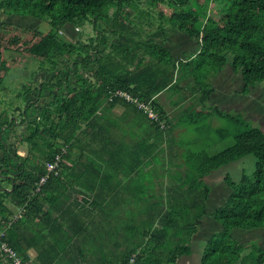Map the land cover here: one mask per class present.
<instances>
[{
	"label": "trees",
	"instance_id": "obj_1",
	"mask_svg": "<svg viewBox=\"0 0 264 264\" xmlns=\"http://www.w3.org/2000/svg\"><path fill=\"white\" fill-rule=\"evenodd\" d=\"M0 11L7 15L0 17V90L9 89L5 79L25 55L40 62L46 74L43 81L32 83L33 77L17 90L25 102L14 109L21 111V120L11 118L7 108L0 111V182L13 171L7 179L14 185L0 190V229L15 214L9 201L24 207L6 236L21 256L29 259L35 247L33 264H129L132 259L133 264H183L180 259L192 254L205 218L213 217L220 227L205 240L199 264H264V246L245 244L235 232L264 229V129L241 110L232 113L211 102L216 75L229 67L242 82L237 93L249 95L264 83V0H0ZM11 16L46 21L50 28L17 24ZM87 23L96 30L88 41L63 33L68 25L78 32ZM176 33L194 40L186 50L190 54L177 58L166 44ZM118 90L153 108L164 127ZM164 93L175 98L172 105L190 102L172 115L161 100ZM118 106L121 113L115 112ZM211 117L232 125L217 129L219 138H234L232 144L211 151L214 142L208 138L183 139L184 132L202 130ZM84 137L97 146H89ZM127 137L136 139L134 153ZM25 143L28 153L23 156L18 150ZM193 143L199 149L192 151ZM64 146L63 156L74 163L66 170L83 166V175L71 178L68 187L62 175L53 173L37 190L46 162ZM164 152L170 157L166 165L173 168L171 184L161 193L144 180V186L137 185L147 190L137 192L146 201L138 211L139 224L129 221V247L110 258L91 256L74 240L82 231L70 224L80 217L78 203L91 194L77 193L76 199L71 189H84L83 182L93 185L84 176L97 171L105 181L116 180L113 197L125 198L124 181L136 182L142 175L150 180L144 166L159 161ZM249 154L257 159L253 174L244 173L238 181L227 175L231 191L210 210L214 185L208 176ZM54 234L63 237L52 239Z\"/></svg>",
	"mask_w": 264,
	"mask_h": 264
},
{
	"label": "rangeland",
	"instance_id": "obj_2",
	"mask_svg": "<svg viewBox=\"0 0 264 264\" xmlns=\"http://www.w3.org/2000/svg\"><path fill=\"white\" fill-rule=\"evenodd\" d=\"M0 17L3 19H6L7 15H5L4 12L0 11ZM10 19L16 22L17 24L21 22V24L23 25L38 26L44 29L48 28L49 26L50 28V24L48 22L46 21L41 22L39 19H35L31 17H27L24 19L19 16H11ZM76 28L77 27H74L73 25H68L65 28V30H63V33H66V35L69 38H73V39L78 38L80 40L88 41V39L90 38L89 36H93L96 32L95 28L93 27L91 23H87L85 26L78 28L77 29L78 32L76 31ZM166 44H171V49L173 50L174 55H176V57L179 58V57H183L184 53L190 54L191 52L188 53L186 51L187 48L196 43L194 42V40L189 39L186 35L181 34V33H176L171 36L170 40H168ZM25 56L28 58L26 60H23V63L21 65L13 67V69L10 71L9 75L5 79V84L7 85L9 89L6 88V89L0 90V99H1L0 100V111H3L4 108H7L10 113L11 118L13 116H17L20 120L22 118L21 111L20 110L15 111L14 109L17 105L24 106L25 102L21 98V96L18 95L17 90H20L23 84H27L28 79H31L34 77L31 80V82L34 83L36 79H37V82L43 81L42 78L46 76V74H44L45 70L43 71L41 69L40 62H38L35 59L30 58L28 55H25ZM226 67H229V65H227ZM226 70L227 71H222L220 74L216 75L214 79L215 86H216V92L213 93V100L211 102L213 101L217 102L221 107H223L224 109H229L228 111H231L232 113H236L237 111L241 110V112L247 118L250 117L249 119L252 122V124L262 127L264 129V111H263L264 109V83L259 84L255 90L252 89V92L249 95H244L242 92L237 93L236 90H238L241 87L242 82L240 83V78L234 74V72L232 71L230 67ZM33 72H36L34 76L31 75ZM10 88H12L13 90H10ZM170 97L171 96L164 93L161 97V100L162 102L165 103L166 108L171 112L172 115H175L177 112L181 111V109L185 105L189 104L190 102V100H187L186 104H183L182 102H180L177 105L176 104L172 105L171 101H174L175 98L174 97L170 98ZM175 97H179V94H176ZM14 98H15V101L13 100ZM21 102H23L22 105L20 104ZM34 107L35 106H33L31 110H34ZM122 109L123 108L121 106H118L116 107L115 111L122 112ZM23 121H24L23 122L24 124L27 122L26 120H23ZM209 121L210 123H206L203 126L202 130H194L193 128H190L188 132H184L182 135L183 139L192 140V139L198 138V140H201V138H208L207 142L209 140L211 142H214V144L211 146V151H218L222 149L223 147H227L228 145L234 142V138L230 136H227L226 139H223L221 136L219 138L218 136L217 129L219 127L225 126L229 130L233 128L226 118L221 119L218 117H213V118L211 117ZM20 123L21 121H19V125ZM201 123L202 121L199 122V125ZM24 128L25 126L23 127L22 130H25ZM17 129L19 131L20 127H17L16 129L14 128V131H17ZM12 130H13V127H12ZM183 130H185V128H177L176 132L178 131L181 132ZM84 138L88 140V137H84ZM11 140L14 142V137L11 138ZM25 146L28 147V144L25 143L22 146H20V148L22 149ZM190 149L192 151H195L199 149V147L195 143H193L191 144ZM169 160H170L169 156L167 157L161 156L159 158V161H156V160L154 161L155 164L153 162L151 163L153 167L150 169V171H148L145 174L150 179L149 181L151 182L153 180L152 177H155L154 171L165 172V177L159 178L156 183L152 184L156 188L157 193H161V190L165 192L164 188H166V186L169 185V181H172L173 168H170V165H166L168 164ZM256 161H257L256 157L253 154H249L241 159L231 161L230 163L212 172L208 176V181L214 185V188L211 192V196L208 202V208L210 210H214V208L223 204L231 191V188L228 186L227 182L225 181V177L229 175L233 179L238 181L242 178L244 173L253 174V172L256 169ZM165 165H166V168H165ZM147 167H148V164L144 166V170ZM168 171H170L169 174H168ZM11 174L13 175V171L7 174V177L12 178ZM7 177L6 178L3 177L2 183L0 182V185H2L1 187H5L6 189L11 190L13 188V185H11ZM124 227L127 228L128 225H125ZM219 227H220L219 225L216 226V224L213 222V217L205 218L204 225L200 227L199 232L194 237L195 254L184 256L183 258L180 259V261L183 264H199V262L201 261V254H202V250L204 247V242H206L205 240L208 237H210L213 230H216ZM253 229H259V228H253ZM235 232H236V235L245 244L254 243V241H256L255 238L261 235L258 232H254L252 230L236 229ZM127 235L128 233H125L124 238L120 240L119 238H117V241H119V247H120L119 251L125 250L127 246V243L125 241ZM261 240L262 242H264V237H262ZM85 243H84V247L87 250L93 251L96 249V244L94 240L87 239ZM114 252L116 251H113V253ZM107 255L110 257L108 252H107ZM30 261L33 262V260H30ZM238 264H241V263H238Z\"/></svg>",
	"mask_w": 264,
	"mask_h": 264
},
{
	"label": "crops",
	"instance_id": "obj_3",
	"mask_svg": "<svg viewBox=\"0 0 264 264\" xmlns=\"http://www.w3.org/2000/svg\"><path fill=\"white\" fill-rule=\"evenodd\" d=\"M119 113H121V112H119ZM117 133H120V132L117 130ZM153 140L154 139H151L150 141H153ZM87 141L89 142V146L91 144H93L94 146H97V143L94 140L91 142V137H89ZM127 143L130 146L129 147L130 151L132 153H134V151L137 148L136 139H134L132 137H127ZM164 144L167 146L166 142H164ZM18 152L21 155L26 156L28 153V147L25 146L22 149L19 148ZM141 152H142V150H141ZM166 153L167 152L162 153L161 156H164ZM77 154H78V150H74L73 156H76ZM135 155H136V153H135ZM142 155L144 156L143 152H142ZM165 157H167V156H165ZM145 158H148V157H145ZM154 161L155 160H151V161L149 160L148 167L145 168V170L150 171V169L153 167L151 165V163L152 162L154 163ZM73 164L74 163L71 159H68L67 157L65 158V156H64L63 162H62L61 168H60V173H59L63 177V180L65 182L64 185L66 184L68 186V183L71 180V178H73L75 175H77L79 173H81L83 175V171L86 170L85 167L79 166L78 168H76L74 170L68 169V171H67L66 167L67 166L74 167ZM165 168H166V165H165ZM96 172L97 171H94V172H91V173L84 176V179L88 180L95 187H93V185H91L87 182H83V184L85 185V187H83L84 189L80 190L76 186L74 187L75 189H71V192H73V196L76 199H78L77 193L89 192L87 194H91V195H87L86 199H81L82 203H78V207L81 205L80 208L77 209V212L80 213V217L75 218L76 221L70 220V224H72L74 226V229L75 228L78 229L77 231H82L81 234H79L77 237L74 238V240H76L80 244H83L82 247H84V243L86 242L87 239H92L95 241L96 249L91 251V256L96 258L98 256L107 255V252H108L110 257H113L112 256L113 251L118 252L119 248H120L119 243L116 244L117 238H119V240L123 239L124 234L128 232V230L130 229V225H132V224L129 225V221H132V223L134 225L139 224L138 223L139 220H137L138 216H139L138 211L143 208V203L146 201V199H144V198L139 199L137 197V192L139 191V192L145 193V192H147V190H144L141 187L137 188V185L138 184L141 185L142 180L145 181L144 184L146 186H147V184L150 185V184L156 183L159 178L165 177V172L164 173L162 172L163 174L160 175L159 171H154L155 177H152L153 180L151 182L149 180H146V177H144V175L140 176L141 179L137 180L136 182L134 180L133 182L130 183V182L123 180L126 183L124 188L127 187V193L129 195H126L125 198H121V199H117V198L113 197L114 196V193H113L114 188L116 186V184H115L116 180L105 181V180H103L102 174L99 175ZM104 172L106 173L107 170H105ZM157 173L159 175H157ZM106 176L109 177L108 175H106ZM119 177L124 178V176H122V175H119ZM170 182L171 181H169V184H171ZM144 184L141 186H144ZM77 186H79V185H77ZM165 186H166V184H165ZM134 189H136V191H133ZM162 191L163 190H161V192ZM148 197H149V194H148ZM9 205L15 209V214L18 213L19 211H22V214H23L24 207H22V206L16 207L15 205H13V203L11 201H9ZM134 213L136 214L135 219L131 218V215ZM67 219H73V218L67 217ZM61 221H63V218L61 219ZM125 225H128V227L125 228L124 227ZM216 226H218V225H216ZM251 230L261 234L260 236L255 238L256 241H254V242H257L258 244L264 246V244H263L264 242H262V240H261V238L264 237V229L259 228V229H251ZM62 237L63 236L61 234H54L53 236H51L52 239H55V238L61 239ZM74 240L72 239V241H74ZM128 247H129V244H127L125 249H127ZM203 250H204V247H203ZM203 250H202V253H203ZM29 254H30V258L26 259V260H33L37 257L38 250L35 247H32L29 251ZM192 254H195L194 239H193V252H192ZM201 257H202V254H201ZM0 264H7L4 261V259H2V257H0ZM32 264H33V262H32ZM94 264H100V263L98 261H95Z\"/></svg>",
	"mask_w": 264,
	"mask_h": 264
},
{
	"label": "built area",
	"instance_id": "obj_4",
	"mask_svg": "<svg viewBox=\"0 0 264 264\" xmlns=\"http://www.w3.org/2000/svg\"><path fill=\"white\" fill-rule=\"evenodd\" d=\"M117 93H120L121 95L125 96L128 100H134L138 102L140 107H143L147 110L148 115L151 119L160 121L161 126L164 127V121L159 120L158 113L155 112V110L151 108L149 105L139 102L137 98H134L130 93L126 91L118 90ZM66 151H67V146H64L62 152H58L54 160L46 162L47 173L40 178L37 190L41 188V185L49 178L51 174L60 173L61 164L64 158L63 153ZM21 215H22V211H19L18 213L14 214L12 220L10 222H5L4 227L0 229V251H1V255L3 256L6 262H10L11 264H32L30 260L24 259L6 239L7 231L10 228L13 220L18 219ZM133 262L134 259H132V261L129 264H133Z\"/></svg>",
	"mask_w": 264,
	"mask_h": 264
},
{
	"label": "water",
	"instance_id": "obj_5",
	"mask_svg": "<svg viewBox=\"0 0 264 264\" xmlns=\"http://www.w3.org/2000/svg\"><path fill=\"white\" fill-rule=\"evenodd\" d=\"M11 176L13 177V175L11 174ZM13 187H14V185H13ZM0 190H6V188L5 187H0ZM12 190V189H11Z\"/></svg>",
	"mask_w": 264,
	"mask_h": 264
}]
</instances>
